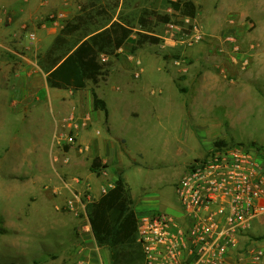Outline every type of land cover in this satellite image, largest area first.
I'll return each mask as SVG.
<instances>
[{"label":"rangeland","instance_id":"rangeland-1","mask_svg":"<svg viewBox=\"0 0 264 264\" xmlns=\"http://www.w3.org/2000/svg\"><path fill=\"white\" fill-rule=\"evenodd\" d=\"M172 1L50 0L0 40V264H112L107 247L80 251L69 228L75 217L91 232L87 206L118 174L139 215L181 216L176 187L217 142L264 148V0H200L195 18ZM113 22L131 35L101 55L114 64L109 72L82 90L51 87L49 51L62 28L74 27L66 50ZM146 34L160 41L139 43ZM94 91L109 118L95 109ZM72 115L81 126L90 117L83 128L93 144H66ZM107 137L122 151L108 167ZM96 156L99 172L90 168ZM251 230L264 249V224Z\"/></svg>","mask_w":264,"mask_h":264},{"label":"built area","instance_id":"built-area-1","mask_svg":"<svg viewBox=\"0 0 264 264\" xmlns=\"http://www.w3.org/2000/svg\"><path fill=\"white\" fill-rule=\"evenodd\" d=\"M30 38L35 40L36 35ZM70 120L72 134L65 142L74 146L90 117L83 119L82 126L74 124V115ZM176 192L181 216L138 215L141 264H264V249L250 239L253 224H264L263 147L214 146L189 167Z\"/></svg>","mask_w":264,"mask_h":264},{"label":"trees","instance_id":"trees-1","mask_svg":"<svg viewBox=\"0 0 264 264\" xmlns=\"http://www.w3.org/2000/svg\"><path fill=\"white\" fill-rule=\"evenodd\" d=\"M171 5L175 10H183L191 18L196 16V5L192 0L172 1ZM73 31L74 27L70 24L63 27L49 51L51 60L46 72L47 81L53 88L82 90L88 80L97 82L99 77L107 74L114 65L112 61L102 62L101 55L107 49L111 54L115 53L131 35V30L126 25L113 22L109 28L88 36L74 48L63 50L65 36ZM159 41L158 37L146 34L139 43ZM93 101L95 109L104 111L108 116L107 102L95 91ZM221 145L228 143L217 142L215 146ZM248 145L258 144L252 142ZM101 166V158H93L91 170L99 172ZM87 214L98 246L111 250L112 264H124L134 253H138L140 257L138 264L142 263L143 252L138 242V213L134 208L130 188L121 174L117 175L114 187L88 204Z\"/></svg>","mask_w":264,"mask_h":264},{"label":"crops","instance_id":"crops-1","mask_svg":"<svg viewBox=\"0 0 264 264\" xmlns=\"http://www.w3.org/2000/svg\"><path fill=\"white\" fill-rule=\"evenodd\" d=\"M47 1H48V6H49L50 0H46V3H47ZM192 1L195 3L196 6L200 5V0H192ZM46 3L43 0H0V10L3 9V10L7 11L6 13H3L0 15V40L2 38H5V36L9 35L11 32H14V30L16 29V26H18L23 20L28 19L29 17H32L34 15H35V17H37L36 13H38V11L46 10L45 8L41 7V5L46 4ZM179 71H180V69H179ZM174 73L175 74L171 73L172 78L177 77L178 72H174ZM163 81H164V78H163ZM161 83L164 84L163 82H161ZM204 86L205 85L202 83L201 87H204ZM199 90H204V89L199 88ZM96 93L99 96L101 95L100 92H98V91ZM101 97H103V99L106 101L104 96L101 95ZM171 100L174 101V104H177V103L181 104V102H179L178 99H176V98H174V99L171 98ZM198 103H200L199 100L193 101V104H195V105H197ZM75 113H77V112H75ZM77 114L81 116L82 113L78 110ZM108 118H109V116H108ZM89 123H91V122H89ZM107 126L109 127L108 130L111 132V130L113 129L112 123L107 122ZM90 127L91 126H89L88 128L81 129L80 135L78 137V139L81 138L83 140V142H85L87 145H91L95 141L94 140L95 136L91 137V135L89 134L90 133V129H89ZM96 133L100 134L99 131H97ZM81 135H82V137H81ZM113 144H114V142L112 143V139L107 137V166L109 164H113V163L118 164L121 162L120 161L121 160L120 155H121L122 151L119 150L118 148L117 149L114 148ZM112 182H114V181H112ZM71 223H72L71 224L72 227H70L69 230L72 229V231H73V230H75V227H76V229L79 231L78 235L74 239L73 243H75V245L78 246L77 248L80 251L86 253V250H89L90 247L92 248L94 246V244H97V242L94 238V235L92 233V230L90 228L91 227L90 222L88 221V228L91 231L90 233L85 231V227L81 226L80 220L78 218L71 217Z\"/></svg>","mask_w":264,"mask_h":264}]
</instances>
